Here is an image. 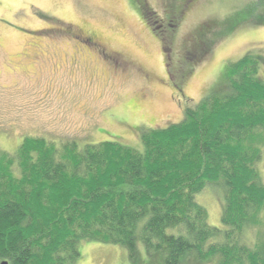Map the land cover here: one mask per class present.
Listing matches in <instances>:
<instances>
[{
    "label": "trees",
    "instance_id": "trees-1",
    "mask_svg": "<svg viewBox=\"0 0 264 264\" xmlns=\"http://www.w3.org/2000/svg\"><path fill=\"white\" fill-rule=\"evenodd\" d=\"M224 80L180 122L140 129L138 149L27 137L14 155L0 150V263L75 264L94 242L129 259L141 246L150 264H264L260 59L229 63ZM209 186L222 193V231L196 201Z\"/></svg>",
    "mask_w": 264,
    "mask_h": 264
},
{
    "label": "rangeland",
    "instance_id": "rangeland-1",
    "mask_svg": "<svg viewBox=\"0 0 264 264\" xmlns=\"http://www.w3.org/2000/svg\"><path fill=\"white\" fill-rule=\"evenodd\" d=\"M133 5L127 0H0L2 152L14 155L27 137L80 145L113 138L138 149L140 129L178 123L185 105L222 91L229 63L258 57L264 81V0H145L152 21L167 29L175 24L166 19L173 8L190 7L163 44L180 92L165 79L155 25ZM83 33L93 34L101 49L80 39ZM194 44L199 53L189 61ZM114 54L133 68L115 72ZM259 171L264 176V164ZM196 201L207 212L208 226L222 231L221 190L209 186ZM245 240L254 242L253 230ZM137 249L129 259L121 247L82 242L75 264H150L142 247Z\"/></svg>",
    "mask_w": 264,
    "mask_h": 264
},
{
    "label": "flooded vegetation",
    "instance_id": "flooded-vegetation-1",
    "mask_svg": "<svg viewBox=\"0 0 264 264\" xmlns=\"http://www.w3.org/2000/svg\"><path fill=\"white\" fill-rule=\"evenodd\" d=\"M130 7L132 9H134V5L133 4H136L138 6V9L139 11H136V13L138 15H140L142 17V19H144V21H147V23H151V25H155V29L157 30V35L160 37L159 38V41L161 43V46H162V52L164 54V57H165V67H166V72H165V76H166V80L167 82L172 85V87L177 90V92H180L181 88L176 85L175 83V79H176V75L173 73V75L171 74V69H170V59H169V53H170V50L167 49H163V44L165 43L166 39H168L171 35V32H173V29L176 27V23L177 22H180V19L183 18V16L185 15V13H187V11H189V6L185 5L184 7L183 6H177L175 8H173V12L172 13H169L170 15L166 16V19L169 21V22H173L175 23L174 25H169L168 27L170 29H172V31L170 29H167L165 26H158V24L155 22V21H152L154 20V17L150 16V17H147L145 12H144V6H145V0H127ZM146 23V22H145ZM146 23V24H147ZM83 33V34H79V38L80 39H83L86 40L88 43V45H93L94 47H96L97 49L100 48L101 49V46L96 43L94 41V35L91 34V33ZM157 38V37H156ZM192 50V54L190 55V59H188L189 61H192L194 60V58L196 57V53H199L198 52V49L199 47H196V45H192L191 48ZM168 53V54H167ZM116 57H115V61H114V65H113V68L115 72H121V71H124L126 70L127 68L129 69L130 67L133 68V65L132 63L130 62H126V61H123L121 57H119V55L117 54H114ZM199 55V54H197ZM110 59V58H109ZM127 69V70H128Z\"/></svg>",
    "mask_w": 264,
    "mask_h": 264
},
{
    "label": "water",
    "instance_id": "water-1",
    "mask_svg": "<svg viewBox=\"0 0 264 264\" xmlns=\"http://www.w3.org/2000/svg\"><path fill=\"white\" fill-rule=\"evenodd\" d=\"M0 264H7V262H2V263H0Z\"/></svg>",
    "mask_w": 264,
    "mask_h": 264
}]
</instances>
